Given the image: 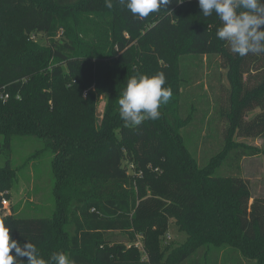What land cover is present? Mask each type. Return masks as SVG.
Listing matches in <instances>:
<instances>
[{
	"label": "trees",
	"instance_id": "obj_1",
	"mask_svg": "<svg viewBox=\"0 0 264 264\" xmlns=\"http://www.w3.org/2000/svg\"><path fill=\"white\" fill-rule=\"evenodd\" d=\"M218 26L198 0H172L145 18L118 0L111 9L104 0H0V217L13 239L35 244L45 260L64 252L75 264H264V197H253L241 166L259 151L239 142L264 138V54L232 53ZM186 56L206 59L217 93L192 119L179 116ZM160 71L173 92L160 119L125 126L118 101L127 79ZM214 129L223 142L201 163L194 139L206 147ZM17 138L41 140L52 153L49 217L4 216ZM171 224L186 239L166 254Z\"/></svg>",
	"mask_w": 264,
	"mask_h": 264
},
{
	"label": "rangeland",
	"instance_id": "obj_2",
	"mask_svg": "<svg viewBox=\"0 0 264 264\" xmlns=\"http://www.w3.org/2000/svg\"><path fill=\"white\" fill-rule=\"evenodd\" d=\"M40 40L41 38L37 39V41ZM204 61L206 62L204 58L202 62L192 60L190 56H186L182 59V75L188 81L182 89L180 101L181 111L179 116L182 119L189 117L192 119V115L194 114L202 116L203 112L208 110L209 104L213 105L216 103V90L214 89L213 92H211L209 87V79H214V77L210 76L209 71L205 69L206 66H204ZM84 95H86V93ZM105 107L106 95H100L95 111L98 122L103 118ZM213 128H215V125ZM219 128H222V125H220ZM220 132L221 130L214 129L213 133L209 134V136L213 138L208 145L213 144V149L211 150V146L207 145L206 147L209 150L205 152L206 155L205 153H203L202 156L200 154L206 149V147L202 145L203 141H201V138L198 140L194 139L193 144L196 143V145H199V152L197 153L199 162L202 161L201 163H206L209 158L220 149L219 146L223 142ZM183 134L187 139L194 138L192 130H183ZM202 136L203 132L201 134V137ZM239 142L259 151V155L244 159L241 166L243 177L250 182L253 197H264V138L239 139ZM188 143L190 144V142ZM189 144L188 146L190 148ZM190 150H192V147ZM34 154H36L35 157L31 161H27L28 158ZM51 161L52 153L45 149L43 141L36 138H17L13 140L11 166L17 171V178L12 190L9 191L11 199H7L8 207L4 216L46 218L53 214L56 201L54 195L55 182L51 171ZM5 164L6 157L2 155L0 156V167L5 166ZM166 233L170 234L171 239L167 241L166 235H164L161 243L163 249L169 247V251H166V254H169L172 248L174 249L185 241L186 235L179 232L173 224L170 225ZM112 237H114L116 241H125L126 239L118 234ZM215 254L214 257L218 258L221 253ZM199 262L205 264L202 257L199 259Z\"/></svg>",
	"mask_w": 264,
	"mask_h": 264
},
{
	"label": "clouds",
	"instance_id": "obj_3",
	"mask_svg": "<svg viewBox=\"0 0 264 264\" xmlns=\"http://www.w3.org/2000/svg\"><path fill=\"white\" fill-rule=\"evenodd\" d=\"M118 3L133 16L145 18L165 9L172 0H118ZM104 5L111 9L113 0H104ZM198 5L203 17L218 18L216 38L226 42L232 53L239 57L264 54V0H198ZM165 85L162 71L154 75L139 73L127 79L118 101L125 126L160 119L161 106L168 104L173 95L171 87ZM19 257H26V264H75L64 252L53 253L45 260L35 244L28 241L21 245L10 236L6 219L0 217V264H18Z\"/></svg>",
	"mask_w": 264,
	"mask_h": 264
},
{
	"label": "built area",
	"instance_id": "obj_4",
	"mask_svg": "<svg viewBox=\"0 0 264 264\" xmlns=\"http://www.w3.org/2000/svg\"><path fill=\"white\" fill-rule=\"evenodd\" d=\"M7 98H8V96H5V99H7ZM2 204H3V206H4L5 208L8 207V201H7L6 199H3ZM170 239H171L170 234H169V233L166 234V240L168 241V240H170ZM135 247L143 251V246H142V244H141L140 241H138V243H136Z\"/></svg>",
	"mask_w": 264,
	"mask_h": 264
},
{
	"label": "crops",
	"instance_id": "obj_5",
	"mask_svg": "<svg viewBox=\"0 0 264 264\" xmlns=\"http://www.w3.org/2000/svg\"><path fill=\"white\" fill-rule=\"evenodd\" d=\"M223 257V253L220 254L219 259Z\"/></svg>",
	"mask_w": 264,
	"mask_h": 264
}]
</instances>
